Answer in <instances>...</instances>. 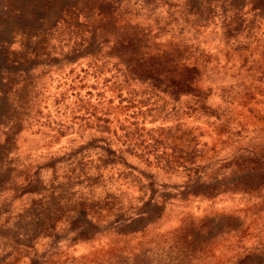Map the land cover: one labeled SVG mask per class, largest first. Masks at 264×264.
<instances>
[{"label":"rangeland","instance_id":"374dc122","mask_svg":"<svg viewBox=\"0 0 264 264\" xmlns=\"http://www.w3.org/2000/svg\"><path fill=\"white\" fill-rule=\"evenodd\" d=\"M0 264H264V0H0Z\"/></svg>","mask_w":264,"mask_h":264},{"label":"water","instance_id":"95a60500","mask_svg":"<svg viewBox=\"0 0 264 264\" xmlns=\"http://www.w3.org/2000/svg\"><path fill=\"white\" fill-rule=\"evenodd\" d=\"M9 147L6 143H0V173L11 171L13 160L8 156Z\"/></svg>","mask_w":264,"mask_h":264}]
</instances>
